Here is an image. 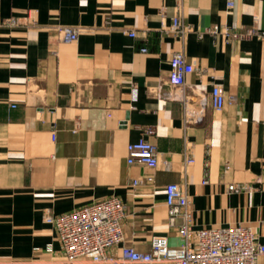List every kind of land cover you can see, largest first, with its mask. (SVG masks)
Segmentation results:
<instances>
[{
	"label": "crops",
	"instance_id": "0c3cea01",
	"mask_svg": "<svg viewBox=\"0 0 264 264\" xmlns=\"http://www.w3.org/2000/svg\"><path fill=\"white\" fill-rule=\"evenodd\" d=\"M60 27L77 39L63 42ZM174 53L194 66L189 111L168 99L181 92L168 84ZM212 85L225 94L220 112ZM141 137L156 168L127 163ZM171 185L190 200L193 229L241 225L264 244V0H0V264H96L67 261L43 217L110 197L125 217L108 255L123 244L148 251L153 235L175 248Z\"/></svg>",
	"mask_w": 264,
	"mask_h": 264
},
{
	"label": "built area",
	"instance_id": "2783aa9c",
	"mask_svg": "<svg viewBox=\"0 0 264 264\" xmlns=\"http://www.w3.org/2000/svg\"><path fill=\"white\" fill-rule=\"evenodd\" d=\"M231 2L227 6L231 7ZM170 30L181 32L177 18L171 20ZM216 28L207 30L214 34ZM58 32L63 42H73L80 32L77 28L60 27ZM254 29L245 34H230L229 38L247 37L254 34ZM134 37V32H129ZM142 52H146L145 49ZM170 72L168 84L179 88V94H170L168 99L178 101L185 111L188 110L190 96L185 93V77L194 72V66L188 63L181 53H174L169 62ZM210 103L215 112H220L224 106L225 94L219 85H212L209 92ZM204 96L197 97V115H187L188 120L198 122L205 107ZM150 128L144 130V135H152ZM140 163L149 168L158 164L156 149L144 137L127 146V163ZM152 178L134 180L132 186L151 182ZM245 186L230 185L229 192L247 190ZM165 207L169 226H175V220L181 219L176 233L179 238L177 247L168 245L164 235H153L149 242V250L137 251L130 245L123 244L116 256L107 254V249L124 241L121 221L125 217V207L116 197H110L78 208L69 213L52 216L47 214L43 220L54 225L57 237L67 261L87 259L92 263L104 264H256L264 255V244L255 240L252 230L237 225L230 227H210L193 229L190 200L176 186H168L165 191Z\"/></svg>",
	"mask_w": 264,
	"mask_h": 264
}]
</instances>
